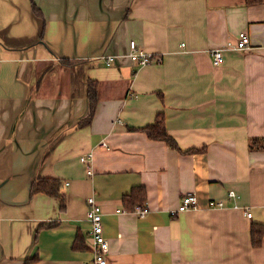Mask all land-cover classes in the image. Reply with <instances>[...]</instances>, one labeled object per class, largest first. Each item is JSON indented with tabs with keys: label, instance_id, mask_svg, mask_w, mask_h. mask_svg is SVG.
Masks as SVG:
<instances>
[{
	"label": "crops",
	"instance_id": "0c3cea01",
	"mask_svg": "<svg viewBox=\"0 0 264 264\" xmlns=\"http://www.w3.org/2000/svg\"><path fill=\"white\" fill-rule=\"evenodd\" d=\"M158 114L175 147L142 131ZM187 193L199 208L171 216ZM90 196L107 264H264V0H0V264H93Z\"/></svg>",
	"mask_w": 264,
	"mask_h": 264
},
{
	"label": "built area",
	"instance_id": "2783aa9c",
	"mask_svg": "<svg viewBox=\"0 0 264 264\" xmlns=\"http://www.w3.org/2000/svg\"><path fill=\"white\" fill-rule=\"evenodd\" d=\"M250 47V37L247 32H240L236 41V50H246ZM222 49L216 48L210 51V57L212 64L214 66H219L223 61ZM127 56L134 62L135 65L141 67L149 65L152 63H160L162 60L161 55H155L152 53H147L141 48H139L135 42L131 41L129 43V52ZM114 61L113 56L105 57L106 65H110ZM100 147L108 149L106 143H100ZM93 153L92 151L83 154L80 156V161L86 166L87 174H91V166ZM236 193L232 190L228 191L226 194V199H235ZM87 211L86 217L90 223V240L92 244V250L94 252L93 264H107V255L109 252V244L105 239L103 234V224H102V208L95 201V199L90 196L87 199ZM225 206V201L222 199L219 200H210L208 202V208L210 209H220ZM236 207V206H235ZM198 207V200L195 193L185 194L178 205L176 210L170 211L171 216H175L177 213L186 212V211H195ZM118 212V211H117ZM134 212L139 217H144L148 213V208L146 205L136 206ZM247 217H251V213H246Z\"/></svg>",
	"mask_w": 264,
	"mask_h": 264
},
{
	"label": "trees",
	"instance_id": "16d2710c",
	"mask_svg": "<svg viewBox=\"0 0 264 264\" xmlns=\"http://www.w3.org/2000/svg\"><path fill=\"white\" fill-rule=\"evenodd\" d=\"M261 0H246V3L248 5H253L260 3ZM33 9L35 10V6L32 4ZM142 131L145 133V135L151 139V140H160L168 143L170 146L175 147L174 141L166 134L164 125H163V118L160 114L157 115L154 124L147 126L142 129ZM261 149L263 147H260ZM60 182L55 179L51 178H40L35 180L30 188V194H36V193H44L48 196L56 197L60 200L61 207H64V198L60 194ZM144 190L140 187L133 189L130 195L126 196L125 199L136 197V194L139 195V193H143ZM137 201H142L143 199L140 198H134L133 200L129 201L130 206H134ZM144 204V203H143ZM139 204V205H143ZM55 222L47 223L42 225L41 227H51L55 225ZM38 230L35 233V237L37 236ZM264 238V225L260 224H253L250 227V242L252 247L257 248L260 246L262 239ZM75 245V244H74ZM35 259L32 258L25 262V264H34Z\"/></svg>",
	"mask_w": 264,
	"mask_h": 264
}]
</instances>
